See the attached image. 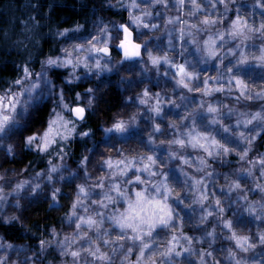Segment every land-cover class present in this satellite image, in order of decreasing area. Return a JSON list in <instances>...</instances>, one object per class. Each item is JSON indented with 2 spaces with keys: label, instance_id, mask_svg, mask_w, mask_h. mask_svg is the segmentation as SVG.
Segmentation results:
<instances>
[{
  "label": "clouds",
  "instance_id": "9594fccd",
  "mask_svg": "<svg viewBox=\"0 0 264 264\" xmlns=\"http://www.w3.org/2000/svg\"><path fill=\"white\" fill-rule=\"evenodd\" d=\"M78 2L0 83V264H264V0Z\"/></svg>",
  "mask_w": 264,
  "mask_h": 264
},
{
  "label": "trees",
  "instance_id": "16d2710c",
  "mask_svg": "<svg viewBox=\"0 0 264 264\" xmlns=\"http://www.w3.org/2000/svg\"><path fill=\"white\" fill-rule=\"evenodd\" d=\"M79 10V12L77 11ZM87 7L81 8L78 0H0V83L4 78H14L24 73V68L30 71L38 68V62L21 63L22 54L12 47L14 41H24L27 36L40 35L59 23L69 26L70 22L87 14ZM52 47V41L44 39L41 44L39 56L43 57ZM59 78V77H58ZM48 111L45 108L37 118V126H44L47 122ZM76 154L80 152L77 142L72 145ZM31 154L26 155L22 161L11 162L13 166L21 167L32 160ZM34 211H43L36 209ZM51 215V214H49ZM49 215H45L47 220Z\"/></svg>",
  "mask_w": 264,
  "mask_h": 264
},
{
  "label": "snow or ice",
  "instance_id": "6c2138e0",
  "mask_svg": "<svg viewBox=\"0 0 264 264\" xmlns=\"http://www.w3.org/2000/svg\"><path fill=\"white\" fill-rule=\"evenodd\" d=\"M123 32H124V38L120 42V47L123 49L124 55L126 57L139 55L140 45L134 43L132 33H130L126 27L123 29ZM99 51L107 54L109 52V49L105 47V48L99 49ZM66 62L70 64L71 60L69 59ZM49 63H52V61L50 60ZM183 72H184L183 66H179L178 74H182ZM24 73L25 75H30L28 68H24ZM237 83L239 84L240 81H237ZM9 100H10V103L5 105L4 98L0 97V125L5 124L9 120V117L4 114L3 110L5 107H8V108L12 107V103L15 101V97H10ZM72 111L78 118H83L84 109L82 107H75L72 109ZM56 125H60V127H63L65 131L67 130V126L66 124L62 122V118L57 116L55 120L50 122L48 129L44 132V135L42 137V147L44 149H46L49 143L52 142V139L54 136L61 134L60 128L56 127ZM117 127H119V125H117ZM31 139H35V137H31L30 140ZM137 196H138L137 204L139 205L140 202L143 200V197H142V194L140 193H137ZM150 203H152L155 207H159V208L163 207L158 201L150 202ZM134 210L135 208L133 206H130V211H134ZM126 219H131V216L126 217ZM73 255H75V253H73Z\"/></svg>",
  "mask_w": 264,
  "mask_h": 264
},
{
  "label": "rangeland",
  "instance_id": "374dc122",
  "mask_svg": "<svg viewBox=\"0 0 264 264\" xmlns=\"http://www.w3.org/2000/svg\"><path fill=\"white\" fill-rule=\"evenodd\" d=\"M23 74H24V73H23ZM23 74H22V75H23ZM22 75H21V76H22ZM73 94H74V93H73ZM73 106H77V105H76V104H73L72 107H73ZM46 109H47L48 113H49V112H53V115H52L51 117L48 115V117H47V122L45 123V125H44L42 128H44V129H48V127H49V125H50V122L53 121V120H55V119L57 118V116H59L60 118L63 117L62 122L65 124V121H66L67 117L65 116L64 113H60L59 115H57L56 112L53 111V107H46ZM71 118H72V116H71ZM72 119H73V118H72ZM73 120H74V119H73ZM56 127H59V128H60L61 133L65 132V129H64L63 127H60V125H56ZM55 137H56V136H54V138H55Z\"/></svg>",
  "mask_w": 264,
  "mask_h": 264
},
{
  "label": "water",
  "instance_id": "95a60500",
  "mask_svg": "<svg viewBox=\"0 0 264 264\" xmlns=\"http://www.w3.org/2000/svg\"><path fill=\"white\" fill-rule=\"evenodd\" d=\"M75 107H77V106H73L72 109L75 108ZM71 116H72V118H73L74 120L78 119V117H76V115L74 114L73 111L71 112Z\"/></svg>",
  "mask_w": 264,
  "mask_h": 264
}]
</instances>
